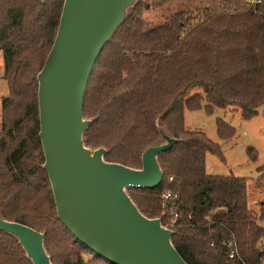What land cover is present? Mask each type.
Returning a JSON list of instances; mask_svg holds the SVG:
<instances>
[{"label":"trees","instance_id":"1","mask_svg":"<svg viewBox=\"0 0 264 264\" xmlns=\"http://www.w3.org/2000/svg\"><path fill=\"white\" fill-rule=\"evenodd\" d=\"M63 0H0V51L8 94L1 98L0 216L37 231L52 264H112L82 245L59 221L38 136L37 78L52 45ZM178 7L162 28H149L150 6ZM195 88L200 92L191 93ZM264 104V0H139L102 48L90 74L82 114L92 119L86 145L104 159L139 168L141 152L159 141L157 125L177 139L158 156L161 183L127 192L147 217H160L187 264H230L234 236L243 261L264 254V208H248L244 177L209 175L207 153L224 161L218 143L187 129L184 110L238 107L250 119ZM220 139L234 128L217 119ZM250 157L254 150L247 148ZM251 151V153H250ZM264 178V165L260 168ZM169 177H172L169 180ZM178 194L170 209L162 191ZM0 264H32L17 240L0 232Z\"/></svg>","mask_w":264,"mask_h":264},{"label":"water","instance_id":"2","mask_svg":"<svg viewBox=\"0 0 264 264\" xmlns=\"http://www.w3.org/2000/svg\"><path fill=\"white\" fill-rule=\"evenodd\" d=\"M46 2L48 0H41ZM138 0H63L58 27L38 71V136L59 221L87 249L112 264H187L160 217L145 216L128 188L152 189L163 178L158 156L177 141L157 125L159 141L132 168L104 159L84 133L86 86L102 48ZM0 232L13 236L32 264H52L44 231L0 216Z\"/></svg>","mask_w":264,"mask_h":264},{"label":"rangeland","instance_id":"3","mask_svg":"<svg viewBox=\"0 0 264 264\" xmlns=\"http://www.w3.org/2000/svg\"><path fill=\"white\" fill-rule=\"evenodd\" d=\"M177 9L175 5H165L161 8L151 5L144 12L147 26L162 28L165 18ZM4 62L3 52L0 51V120L1 98L8 94L7 86L2 78ZM200 91L199 88H195L191 93ZM217 119L227 122L234 128L235 133L230 139L222 140L218 137ZM184 125L187 129L204 132L208 138L219 144L224 161L207 153L205 156L206 173L246 178L248 208L255 214H259L261 208H264V178L259 177V168L264 165V104L257 108V112L250 119H243L238 107L215 108L212 113H207L202 109H185ZM249 147L254 150L255 158L250 157L247 150ZM258 223L264 227V221H258Z\"/></svg>","mask_w":264,"mask_h":264},{"label":"built area","instance_id":"4","mask_svg":"<svg viewBox=\"0 0 264 264\" xmlns=\"http://www.w3.org/2000/svg\"><path fill=\"white\" fill-rule=\"evenodd\" d=\"M254 2H259V0H254ZM171 178L172 177H169V180H171ZM160 199L162 202V206L164 207L163 213L166 211V208L170 209V218L167 220L166 225L171 226L178 216L177 213L173 211V209H171V206L175 205L178 199V194L170 190H165L161 192ZM224 245L227 249V258L230 264H251L241 259L238 251V246L233 235L230 236L227 240H225ZM258 264H264V254Z\"/></svg>","mask_w":264,"mask_h":264}]
</instances>
